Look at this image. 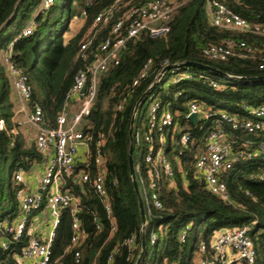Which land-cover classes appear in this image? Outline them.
<instances>
[{
  "label": "trees",
  "instance_id": "obj_1",
  "mask_svg": "<svg viewBox=\"0 0 264 264\" xmlns=\"http://www.w3.org/2000/svg\"><path fill=\"white\" fill-rule=\"evenodd\" d=\"M115 0H55L45 14H38L37 27L27 36L19 35L28 17L35 12L41 0H0V116L7 129L14 127L15 101L11 79L2 63V51L13 43L12 60L29 75L33 85L30 106L36 104L43 109L47 125L56 124L63 109L65 96L72 87L77 72L87 65L82 58L81 44L93 40L88 50L90 58L97 52L99 42L112 29L118 14L109 22L94 25L97 15L109 8ZM229 8L250 23H264V0H222ZM77 2L76 7L74 4ZM206 0H189L175 14L170 31L161 37L144 35L139 40L128 42L118 65L111 66L102 76L96 101L87 119L84 131L94 142L91 150L96 151V142L101 146L107 167L106 200L111 205L108 213L104 200L88 188L82 196V230L85 232L82 244L69 248L73 235L72 218L68 209L62 210L61 220L56 228L53 254L50 264H136L141 252L143 222L138 196L135 192L129 169V129L134 107L143 93L160 76L164 62L182 63L184 71L191 77L173 83L166 93L164 102L171 110L186 119L189 109L186 102L195 100L205 108L226 111L231 115L248 118L250 115L242 106L256 107L264 104V80H240L237 77L264 76V36L244 34L213 26L207 16ZM68 9L66 24L61 30L58 25ZM74 17L82 19L80 29L67 39V28ZM227 39L243 40L249 46V57L231 56L227 60H210L203 55V49L210 44H219ZM152 60L148 77L138 86L133 81L139 77L145 63ZM187 61L209 64L225 75L215 74ZM262 65V67H260ZM169 73L161 78L153 93L163 92V85ZM210 80L218 83L213 87ZM182 95L175 98V93ZM127 100L124 101V98ZM122 108L118 109V105ZM149 99L139 105L133 128L134 165L141 161L139 147L135 143L136 133L146 131V111ZM214 123L202 121L192 127L193 136L202 144ZM234 152L242 151L244 156L232 161L223 171L221 178L228 189V200L211 193L205 183L195 174V154L198 147L190 145L184 151L177 150L173 161L176 189L162 184L160 197L162 209H152L144 202L146 212V253L141 264H195L200 254V244L209 243L216 230L240 227L250 224L248 233L255 249V263L264 264V158L261 144H264V129L248 132L242 128L233 129L223 123ZM0 130V224L13 220L19 211L16 193L21 185L14 181V172L23 167L29 170L42 161L35 143L28 144L25 137ZM247 153L250 158H247ZM145 165L135 168L140 193L144 196L141 181L145 179ZM76 190V187H73ZM97 220L101 229L97 228ZM116 223L117 230L110 234ZM190 225L186 240L180 239L183 229ZM152 232L157 240L150 243ZM134 235L135 247L125 244ZM3 233L0 231V238ZM31 235L26 231L13 243L11 249L0 248V259L5 264H17L15 257L23 252ZM75 249L82 255L80 262L74 258Z\"/></svg>",
  "mask_w": 264,
  "mask_h": 264
},
{
  "label": "built area",
  "instance_id": "obj_2",
  "mask_svg": "<svg viewBox=\"0 0 264 264\" xmlns=\"http://www.w3.org/2000/svg\"><path fill=\"white\" fill-rule=\"evenodd\" d=\"M55 0H41L36 8L30 22L22 29L21 36L33 33L38 22L36 16L45 14ZM189 0H115L113 4L100 12L94 25L105 24L112 20L117 13V19L112 25L110 34L97 46V52L90 58L88 50L93 40L81 44L82 58L87 65L79 70L75 76L74 83L65 96L63 109L59 112L56 124L47 125L43 109L36 104L29 110L21 106V111L26 114L28 123L35 128V146L42 156V174L38 179L39 191H29L23 186L25 170L20 167L14 172V181L21 185L16 196L19 205L18 215L13 220H7L0 224L3 236L0 238L2 250L11 249L13 243L18 241L28 231L31 238L23 248L21 255L16 256L17 264H50L53 254V244L56 236V228L60 223L62 210L68 209L72 218L73 235L69 248L82 244L85 232L82 230V196L88 188L92 189L104 200V207L108 213L111 205L106 200L108 190L106 186L107 167L104 154L101 151L104 141L96 142V151L91 150L93 137L84 131L87 119L97 98L102 76L113 65L121 61V54L126 49L128 42L139 40L144 35L156 38L165 36L170 31L171 22L178 12ZM206 12L210 23L218 28L234 32L264 36V23H250L240 17L229 8L222 0H206ZM13 43H10L2 51L1 59L11 79L14 92L18 101L23 105L30 103L33 94V85L29 75L19 68L12 60ZM245 41L227 39L223 43L210 44L203 49V55L210 60H227L231 56L238 58L249 57L251 52ZM152 60H148L142 71L133 81V87L138 86L148 77ZM168 67L167 70L164 69ZM262 67V65H260ZM184 69V64H169L164 62V68L159 78L161 80L165 73H169L173 83L182 78L191 77ZM155 81V82H156ZM213 87L218 83L210 80ZM152 84L149 85V87ZM84 90V91H83ZM154 90V89H153ZM153 90L145 97L149 99L146 111V131L136 133L135 143L141 153V161L135 167L137 170L145 165L146 176L141 181L144 196L143 201L148 204V211L162 209L163 201L160 197L162 184L167 182L169 188L176 189L174 179L173 161L176 159L177 150L184 151L190 145H195L198 150L195 154V174L201 179L206 188L213 194L228 200V189L221 175L232 161L244 156V152H234L233 144L227 137V130L223 123H227L233 129L242 128L248 132H256L264 129V104L252 107L244 104L242 108L250 117L241 118L231 115L226 111H215L205 108L204 105L195 100H189L185 104L189 111L185 115L190 122L182 123L181 114L171 110L170 104L163 98L152 101L157 93ZM182 91L178 92V98ZM127 97L124 98V101ZM78 103V110H72L73 103ZM122 104L118 105V109ZM19 111V110H18ZM17 111H15V114ZM192 113H197L198 122L192 123L189 119ZM13 117L14 127L7 129L4 118L0 116V130H8L11 134H18L19 122ZM212 121L214 124L207 133L201 144L192 134L193 125L202 121ZM261 154L264 158V144H261ZM247 158L250 154L247 153ZM37 164V163H36ZM76 187V190H73ZM45 215L48 228L44 233L36 232L34 223ZM147 222L144 224L146 227ZM97 228L101 225L97 220ZM187 225L180 234L182 242L186 240ZM117 230L113 222L110 234ZM251 230L250 224L240 227L222 228L216 230L210 242L200 244L199 264H254L255 249L248 236ZM145 231V230H144ZM157 240V233L152 232L150 243ZM125 244L133 249L135 237L127 238ZM1 257V254H0ZM74 258L80 262L82 255L79 249H75ZM0 264H5L0 259Z\"/></svg>",
  "mask_w": 264,
  "mask_h": 264
},
{
  "label": "water",
  "instance_id": "obj_3",
  "mask_svg": "<svg viewBox=\"0 0 264 264\" xmlns=\"http://www.w3.org/2000/svg\"><path fill=\"white\" fill-rule=\"evenodd\" d=\"M187 65L190 66H196L199 67L201 69L207 70V71H211L215 74H220V75H225L227 76L226 73H223L222 71H220L217 68L212 67L209 64H204V63H199V62H192V61H187L186 62ZM168 67H166L164 69L167 70ZM240 80H264V76H258V77H237ZM159 81L154 82L144 93L143 95L140 97V99L137 101L135 107H134V112L131 118V124H130V129H129V137H130V148H129V169H130V175L133 181V185H134V189L135 192L138 196V200H139V206H140V211H141V219L143 222V225L146 223V212H145V207H144V201L143 198L141 196L140 190H139V185L137 183V179H136V173H135V165H134V158H133V154H134V139H133V128H134V123H135V117L139 108V105L141 104V102L145 99V97L149 94V92L151 90H153L157 85H158ZM84 91V90H83ZM189 119L192 121V123L196 124L198 122V115L197 113H192L189 117ZM145 226H143V238H142V243H141V252L139 257L137 258L136 264H141V261L146 253V249H147V242L145 239Z\"/></svg>",
  "mask_w": 264,
  "mask_h": 264
},
{
  "label": "crops",
  "instance_id": "obj_4",
  "mask_svg": "<svg viewBox=\"0 0 264 264\" xmlns=\"http://www.w3.org/2000/svg\"><path fill=\"white\" fill-rule=\"evenodd\" d=\"M13 99L15 101L16 104L15 109L17 111V113L15 114V118L19 122L18 133L22 134L25 137L28 144L35 143V128L32 124L28 123L24 111H21L22 109L21 106H25V109L29 110V108H31L30 103H27L26 105L20 103L18 101L16 93L14 92V89H13ZM77 107H78V103L74 102L70 108L74 110ZM41 174H42V165L38 163L33 165L25 173V180L23 184L25 189L29 191H39L40 188L38 186V179L40 178ZM45 220L46 218L45 215L43 216V214L39 219H37L36 223H34V228L36 232L44 233L47 230L48 223Z\"/></svg>",
  "mask_w": 264,
  "mask_h": 264
},
{
  "label": "rangeland",
  "instance_id": "obj_5",
  "mask_svg": "<svg viewBox=\"0 0 264 264\" xmlns=\"http://www.w3.org/2000/svg\"><path fill=\"white\" fill-rule=\"evenodd\" d=\"M76 5H77V2H75L73 7L75 8ZM68 11H69L68 9H65L64 14H63V20L58 25V30H61L64 27V25L66 24V20L68 18V13H69ZM33 15H34V12L28 17L26 25L30 22ZM82 23L83 22H82V19L80 17H74L73 19H71V21L69 22L68 28H67V34H66L67 39L69 37L73 36L80 29ZM171 85H172V78L168 77L166 79V81L164 82L163 92L162 91L158 92L154 98H150V99H152V101H154L155 99H160L162 97V93H166L168 91V89L171 87ZM175 95L178 96V92H176ZM78 108L79 107L75 108L74 110L76 111V110H78ZM4 222L5 221H3L1 224H3ZM199 260H200V254H198L196 256L195 264H199Z\"/></svg>",
  "mask_w": 264,
  "mask_h": 264
}]
</instances>
